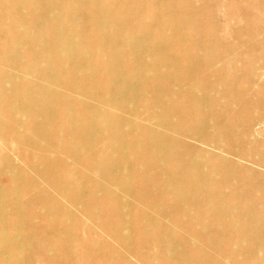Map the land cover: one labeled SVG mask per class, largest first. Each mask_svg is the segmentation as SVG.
<instances>
[{"label":"bare ground","instance_id":"1","mask_svg":"<svg viewBox=\"0 0 264 264\" xmlns=\"http://www.w3.org/2000/svg\"><path fill=\"white\" fill-rule=\"evenodd\" d=\"M118 8L119 5L110 0H88L86 4L79 0H0V22L8 28L1 36L0 64L4 68L5 77L0 79V88L7 95H21L28 101H40L30 109L36 114L33 119L24 114L17 120L15 116L19 107L8 96L3 101L5 110L0 111V125L16 128L10 139L22 147L23 154L20 148L16 152L21 161L33 165L32 172L38 179L31 181L26 172L16 171L15 164L7 158L0 168V174L6 175L9 181L4 187L0 185V264H14V261L29 260L36 256L41 257L44 264H53L58 256L63 258L66 255L65 242L59 237L64 235L66 238L67 233L64 232L65 228L57 226L63 224L70 213L59 197L65 191L64 184H70L71 189L64 194L70 207L76 210L81 205L85 209L79 194L91 186L88 183L90 179L85 175L75 176L76 156H72L68 150L82 136L87 137L90 143L101 146L98 158L107 163V168L101 170L90 166L91 172L98 174L97 181L102 183L101 189L96 192L106 191L107 187L113 186L122 193L121 197H116L118 206L121 202L125 203L128 209H134L135 212L137 206L144 208L139 216L134 217L132 213L131 223L135 221L138 224V237L142 244L159 247L158 258H162L163 263L169 260L173 264H187L188 255L196 253L204 256V264L216 257L230 258L233 264H264V214L252 209L241 210L233 199L217 201L215 205L213 200L206 198L207 195L214 198L221 181L230 179L232 174L225 160L214 155L208 160L181 158V148L187 147L186 142L161 135L150 124L137 127V137L133 141L127 140L123 138V133H126L123 122L111 115L110 109L104 106L106 102L98 107H86L82 102L81 112L86 109L99 119L83 120L79 113L80 122L87 124L80 129L74 128V120L72 126H59L56 124L57 118L50 119L53 113L69 109L73 117L78 116V113H74L77 104L68 99L62 103L60 100L63 96L52 94L53 86H64L67 94L71 93L73 87L83 99V96L100 85L102 79L107 78V70L95 71L91 67L94 56L90 35L93 32L99 33L103 37L99 47L114 57L116 51L110 53L114 44H125L128 41ZM62 11L66 17L60 20L58 14ZM78 13H86L89 27L69 24ZM20 47L27 50V57L16 52ZM7 49L10 51L7 52ZM65 72L71 73L70 79L64 76ZM153 75L146 68L131 80L156 87L159 80ZM20 84L24 85L21 92L18 91ZM215 86L214 83L205 91L209 122L218 128L220 134H226L228 130L214 120L215 111L210 109L216 102L208 99V92L215 91ZM117 94L120 96L121 92ZM131 99L148 101L134 95ZM157 102V98L151 101L154 106ZM181 105L178 102L173 111ZM151 113L142 115V119L149 123L155 116V112ZM2 115L12 118L3 122L5 118ZM252 123H256L259 130L264 129V120L256 119ZM91 124L99 125L97 135L90 134ZM114 124H120L119 128L112 130ZM28 127L32 129L30 132L21 133L22 128ZM259 130H253L252 134ZM30 133L32 139H29ZM176 134L177 131L172 135ZM47 135H57L59 141L46 143L43 139ZM204 141L216 147V141L200 137L199 142ZM120 146L125 149H120ZM188 147L194 156L202 152L193 146ZM80 148L81 154L89 151V145H81ZM106 148H112L111 152H106ZM26 149L39 153L28 157ZM168 156L173 157L171 165H166ZM53 163L60 164L64 172L58 167L55 169ZM130 176L138 181L124 185L123 182ZM14 179L16 182L22 181L20 186L13 187ZM173 189L176 190V197L170 200L168 196ZM229 189L232 193L238 192V188L233 186H229ZM96 192L93 191L98 202L102 194ZM122 197L130 201L123 202ZM113 208L120 214L118 207ZM222 208H225L223 213L226 215L221 214ZM69 223L73 224V220ZM127 224L126 216L120 219L117 217L114 232L124 245H127V241L121 237L117 228H124ZM231 227L237 231L231 232ZM183 237H187V240H183ZM6 239L7 243L1 244ZM71 239L74 242L73 237ZM223 241L236 246L227 251L229 257H223L226 251L215 245ZM93 247L94 244L88 246L87 252L92 251ZM172 254H180V257L172 260ZM106 264H113V261Z\"/></svg>","mask_w":264,"mask_h":264},{"label":"rangeland","instance_id":"2","mask_svg":"<svg viewBox=\"0 0 264 264\" xmlns=\"http://www.w3.org/2000/svg\"><path fill=\"white\" fill-rule=\"evenodd\" d=\"M79 1L86 4L88 0ZM110 1L119 5L118 14L125 26L128 41L125 44H114L110 50V53L116 51L113 57L99 47L103 37L93 32L90 35L94 56V64L91 67L95 71L107 70L108 76L101 80L93 92L83 96V99L79 91L73 87L71 93L67 94L64 86H53L52 94L63 96L60 100L62 103L68 99L77 104L74 106V113H78V116L73 117L69 109L53 113L50 119L57 118L56 124L59 126H72L74 120V128L80 129L87 124L80 122L79 113L83 120L99 119L86 109L81 112L82 102L86 107H98L102 102H106L104 106L110 109L111 115L123 122L126 129L123 138L127 140L133 141L137 137L135 132L137 127L150 124L158 129L161 135L176 137L186 142L187 147L181 148V158L197 157L200 160H208L214 155L225 160L232 175L230 179L221 181L213 195L214 198L208 195L206 198L213 200L215 205L217 201L233 199L237 201L241 210L252 209L264 214V129L259 130L256 123H252L256 119L264 120V0ZM58 16L62 20L66 13L59 12ZM74 23L89 27L86 13H78L77 17L69 22ZM6 26L0 22V46L1 36L8 29ZM16 52L23 57L28 56L27 50L23 47L18 48ZM152 66L154 69H151ZM146 68L159 80L156 87L131 80L142 74ZM64 76L70 79L71 73L65 72ZM4 77V68L0 64V79ZM127 79L130 81H126ZM214 83L216 89L208 92V99L211 98L216 105L210 106V109L215 111L214 120L228 130L226 134H220L218 128L209 122L205 91ZM23 89L24 85L20 84L18 91L21 92ZM118 91L121 92L120 96L117 94ZM132 95L140 96L141 99L146 98L148 101H134L131 99ZM5 96L11 98L19 107L15 116L17 120L24 114L30 119L36 118V114L30 109L40 101L36 99L28 101L21 95H7L1 87V112L5 110L3 103L7 98ZM154 98L158 99L155 106L151 103ZM178 102L182 105L173 111L174 105ZM154 112V119L149 123L142 119V115ZM2 117L5 118L3 122L12 118L6 115ZM119 125L114 124L112 130L118 129ZM5 126L6 128H3ZM5 126L0 125L2 154L0 168L7 158L15 164L16 171L26 172L31 181H37V176L32 172L33 165L21 161L16 152V149L20 148L23 154L22 147L10 139L13 129L16 131V128ZM29 130L32 129L22 128L20 131L26 133ZM91 130V135H97L99 125L91 124ZM175 130L176 136L172 135ZM253 130L259 131L252 134ZM198 135L216 141V147L210 146L207 141L200 143ZM29 139H32L31 133ZM86 139L87 137H79L68 148L72 156H76L75 176L83 174L90 179L88 183L91 186L81 190L79 194V200H82L85 209L81 205L77 206L76 210L70 207L64 194L71 189V185L65 183V191L59 200L67 207L70 216L57 227L65 228L64 232L67 233L66 238L64 235L59 237L64 240L67 253L63 258L58 256L53 264H106L110 261H113V264H173L174 262L169 260L163 263L162 258H158L157 245L142 244L139 241L140 228L135 221L131 223V217L132 213L134 217L139 216L144 208L137 206L135 212L134 209H128L125 203L121 202L118 206L116 197H121L122 193L113 186L107 187L106 191L96 192L101 189L102 183L97 181L98 174L95 171L91 172L90 166L101 170L107 168V163L98 158L101 146ZM43 140L46 143H57L59 137L47 135ZM81 145H89V151L81 154ZM188 146L202 152L194 156ZM112 148L114 150L115 146ZM111 149L106 148V152H111ZM120 149L125 148L120 146ZM38 153L39 151L28 150L26 156L31 157ZM172 161L173 157L168 156L166 165H171ZM59 165L52 164L55 169L58 167L64 172ZM66 180L67 177L64 175V181ZM137 181V178L130 176L123 183L128 185ZM13 182V187L16 188L22 181L16 182L14 179ZM8 184L7 176L0 174V185L4 187ZM229 186L238 188V192L232 193ZM46 191L51 193L47 188ZM93 191L102 194L98 202ZM175 197L176 190L173 189L168 198L171 200ZM121 200L126 203L130 201L123 197ZM113 206L120 209V214L115 212ZM224 210L225 208H222V215H226L223 213ZM118 216L119 219L125 216L128 219V224L124 228L122 226L117 228L121 237L127 241V245H124L114 232ZM71 220L73 224L69 223ZM230 231L236 232L237 229L231 227ZM72 237L74 242L71 241ZM184 239L187 240V237H183ZM6 243L7 239L1 242L3 245ZM92 244H94L92 251L87 252L86 248ZM215 245L226 251L223 257H229L227 251L236 248L226 241ZM242 246L246 247L247 244ZM6 255L11 257L10 254ZM188 256L187 264H204L203 255L194 253ZM179 257L180 254H172L170 258L173 260ZM14 264L44 262L41 257L36 256L29 260L14 261ZM207 264L233 263L230 258L216 257Z\"/></svg>","mask_w":264,"mask_h":264}]
</instances>
